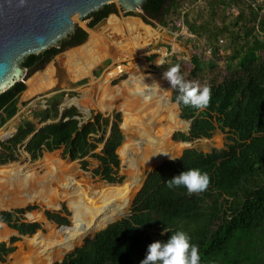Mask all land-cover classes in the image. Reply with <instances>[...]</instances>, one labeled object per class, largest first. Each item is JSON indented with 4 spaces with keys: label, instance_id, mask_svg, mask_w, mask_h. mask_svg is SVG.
<instances>
[{
    "label": "trees",
    "instance_id": "obj_1",
    "mask_svg": "<svg viewBox=\"0 0 264 264\" xmlns=\"http://www.w3.org/2000/svg\"><path fill=\"white\" fill-rule=\"evenodd\" d=\"M182 1L148 0L142 9L145 16L141 17L146 25H151L146 19L149 18L171 31L175 28L172 22L181 21L195 38V48L201 53L192 56L189 76L208 82L210 100L203 109L178 104V92L173 89L172 102L178 104L180 118L192 122L188 134H175L173 140L211 139L220 131L229 134L230 143L226 149H215L208 154L186 150L179 159L164 162L149 172L133 200L130 216L87 239L60 264H140L149 244L166 240L177 230L186 232L191 242L198 246L199 264H264V2L192 0L191 6L203 1L205 7L199 4L187 12L182 10ZM234 10L238 12L236 16L226 15L227 11ZM117 11L116 5L110 4L90 14L88 27L93 28L103 19L118 15ZM110 20L108 27L113 23ZM87 38V32L77 28L74 35L59 43V47L27 56L22 64L27 72L25 81L43 70L53 57L83 45ZM221 50L226 53L224 72L228 75L222 79L218 63ZM206 56H210L209 59L206 60ZM154 59L156 56L150 58ZM172 61L164 65V69L178 64L186 79L184 61H176L175 57ZM25 90L26 85L19 82L0 94V129L17 115L18 99ZM65 96L62 93L45 100L48 103L45 109L33 111V120L22 122L16 134L0 144V165L15 162L20 148H24L33 161L63 149V156L79 161L84 171L88 168L85 158L94 157L99 166L93 175L108 184H119L117 150L124 141L119 128L121 115L113 114L111 118L96 115L84 122L78 110L72 107L65 109L60 118L59 105ZM35 122L48 124L25 145L37 131ZM108 127L111 132L105 138ZM100 144L103 149L94 155ZM192 168L207 173L209 183L204 191L190 194L183 187L166 186L165 181ZM64 196L72 207L69 196ZM63 212L67 215L65 208ZM23 213L24 210L1 212L0 223L21 236H32L41 226L16 221V215ZM62 213L47 212L45 215L48 221L68 226L70 222ZM80 218L81 214L73 211V230L67 233V229H63L68 241H75L78 236L82 239L107 225L92 222L84 225L83 232H73ZM52 235L60 239L63 233L54 230ZM17 240L12 238L10 244ZM64 243L70 249L69 243ZM12 252L13 247L0 244V262ZM49 257L54 260L52 257L56 255Z\"/></svg>",
    "mask_w": 264,
    "mask_h": 264
},
{
    "label": "rangeland",
    "instance_id": "obj_2",
    "mask_svg": "<svg viewBox=\"0 0 264 264\" xmlns=\"http://www.w3.org/2000/svg\"><path fill=\"white\" fill-rule=\"evenodd\" d=\"M191 1H182V10L186 9L189 12L190 8L197 7L203 2L191 6ZM263 2L264 0H257L259 4ZM115 5L118 15H111L107 22L100 27L89 28L90 19L88 17L76 24L77 28L87 32V41L79 47L62 52L56 57L57 65L51 62L25 81L26 90L18 99L19 111L17 115L0 129V144L6 142L8 137H13L22 122L33 120V111L45 109L48 99L65 93L66 96L59 105L60 115L65 109L72 107L78 110L82 116L80 120L84 122L96 115L104 118H111L113 114L121 115L119 128L124 141L117 150L120 159L117 177L120 179V183L108 184L99 177H95L93 171L98 168L99 162L94 157L85 158L88 168L84 171L79 161H72L63 156V149L46 153L41 159L33 161L24 149L20 148L15 162L0 165V213H15L18 210H24L23 214L16 215L18 218L16 221L25 224L38 223L41 227L32 236L19 237L16 231L0 223V244L4 243L6 247L14 249V252L4 256V261L0 264H60L65 256L82 246L87 239H92L95 234L107 229L108 226L130 216L133 200L141 190L147 174L160 164L179 159L186 150L195 149L208 154L215 149H226L230 143L228 141L229 134L220 131H216L209 140L199 139L189 142L173 140L175 134H188L190 130L168 131V114L163 108H156L154 104H162L167 110H173V107L177 109V105L171 100L173 88L170 87L169 90L163 88L164 83L168 82L164 78L166 69L163 66L171 64L172 57H175L176 61H184L186 80L197 82L201 86H208L207 81L189 76L192 56L201 54L200 50L195 48L197 47L193 41L195 38L191 37L186 28L182 26L181 21L174 20L172 22L175 26L172 31L149 18L146 19L151 25H146L141 19L145 16L143 12H140L141 14L138 16H127L117 4ZM203 6L205 7L204 4H202ZM237 13L236 10L227 11L226 15L232 17ZM109 20H113L112 27L107 26ZM130 21L132 23H129ZM134 24H138L136 29H134ZM158 28L163 29L169 37L166 38L160 33L156 39L154 36H157L155 34L159 31ZM142 35L144 36L142 37ZM131 39L132 42L137 41L139 47L141 40H143L142 45L144 41H153L155 44L147 46L140 57L132 55L131 50L128 51L129 59L122 60L125 68L131 70V67L140 65V72L133 77H129L125 72L122 77L111 84L110 90L103 88L104 83L101 78L104 68L102 65L109 58L117 56L115 50L110 53L109 47H113V44L121 40L126 43ZM221 51L218 63L221 75H223L220 77L222 79L228 75L224 72L226 53ZM72 52L77 56H74L76 59L73 61H69L66 57ZM153 56H156V59L150 60ZM209 57L206 56V60ZM53 69L55 71L54 82L46 83V77ZM58 69L64 70L65 73L61 82L63 91L53 94L52 89L59 84ZM142 81L149 86L157 83L160 88L150 91ZM106 92H110L111 95L108 96ZM117 92H119V96H117ZM177 110L180 120V109ZM186 122L188 121L184 122L187 127ZM35 123L37 129L48 124ZM105 132V138H108L111 132L110 128L108 127ZM142 134L154 142L168 136L166 142L172 149L171 154L148 165L145 146L143 143H138V137ZM98 147L93 152L94 155L100 153L103 145L100 144ZM154 149L157 154L161 147L156 146ZM142 152L143 155L140 156ZM56 166L59 169L53 171L51 167ZM64 194L71 199L72 207ZM64 208L67 210V215L63 212ZM72 209L81 214L80 221L73 232H83L84 225L87 226L92 222L107 225L82 239L78 236V239L75 238L77 240L70 239L71 241H68V230L74 228ZM60 211L63 212L62 216H67V220L70 221L69 227L65 228L67 233L65 230L63 231L62 226L46 220L47 212ZM115 213H119L121 216ZM54 230H62L63 235L60 239L52 235ZM14 237L18 240L11 245L10 240ZM64 241L69 243L70 249ZM52 254L56 255V257H52L54 260H50L49 256Z\"/></svg>",
    "mask_w": 264,
    "mask_h": 264
},
{
    "label": "water",
    "instance_id": "obj_3",
    "mask_svg": "<svg viewBox=\"0 0 264 264\" xmlns=\"http://www.w3.org/2000/svg\"><path fill=\"white\" fill-rule=\"evenodd\" d=\"M147 1L0 0V94L16 83H25L27 72L22 69V64L27 56L37 55L52 47H59L60 42L76 33V24L81 23L90 14L104 10L107 5L117 4L125 14L132 13L133 16H138L140 12L144 13L142 9ZM107 20L108 18L103 19L95 28L104 25ZM158 30L165 37H169L163 29L158 28ZM56 57H53L51 62L57 65ZM112 62L113 60L109 58L102 67L107 68ZM63 75H65L64 70L58 69L59 84L52 89L53 94L63 91L61 90ZM176 105L179 108L178 104ZM186 123L189 131L191 121ZM41 128L25 144L30 142ZM10 137L5 141L12 138Z\"/></svg>",
    "mask_w": 264,
    "mask_h": 264
},
{
    "label": "clouds",
    "instance_id": "obj_4",
    "mask_svg": "<svg viewBox=\"0 0 264 264\" xmlns=\"http://www.w3.org/2000/svg\"><path fill=\"white\" fill-rule=\"evenodd\" d=\"M164 78L168 81L171 88L177 90L176 102L178 104L192 106L197 109L207 107L210 100V88L207 85L201 86L197 82L186 80L180 72V65L177 64L167 69L164 72ZM144 85L150 91H155L157 88H160L157 83H153L150 86ZM59 117L61 118V116ZM165 183L168 188L183 187L191 194L204 191L208 186L209 177L207 173L202 172L200 169L192 168L181 171L178 175L165 181ZM56 213H61V211ZM69 225L62 226V229L69 227ZM16 233L19 234L18 232ZM199 261L200 254L198 246L191 242V238L186 232L177 230L168 236L166 240H156L149 244L145 257L140 261V264H199Z\"/></svg>",
    "mask_w": 264,
    "mask_h": 264
},
{
    "label": "bare ground",
    "instance_id": "obj_5",
    "mask_svg": "<svg viewBox=\"0 0 264 264\" xmlns=\"http://www.w3.org/2000/svg\"><path fill=\"white\" fill-rule=\"evenodd\" d=\"M137 25L138 24H134V26H135L134 29H136ZM157 32H160L161 33L160 30L157 31ZM135 33H136V31H135ZM143 36L144 35H142V37ZM162 36H164V35L162 34ZM141 41L143 42V40H141ZM168 41L170 42V39ZM142 42H141L140 47L137 45L138 42L137 41H133L132 42V39L130 40V42H126V43H123L122 40L120 42H116L115 44H113V47L109 45L110 46L109 47L110 53H111V51L115 50L116 55H117L116 57H113V58L111 57L110 59L111 60L113 59V63L118 62V61L120 62L122 60L124 61V59H129L128 51H130V50L132 51V55L137 56V57H140V54L144 51V49L147 46H149L151 44H155V42H153V41H148V42L144 41V44L142 45ZM139 48H141V49L139 50ZM74 56H77V55H75L72 52L70 55H67L66 58L69 61H73L74 59H76V57H74ZM125 71L128 73L129 77H133V75H137L140 72V65H135V67H131V70H128L127 68H125ZM54 72L55 71H53V73ZM52 77H53V75H51V76L49 75V79H52ZM135 80H137V79H135ZM128 81H131V80H128ZM102 87L105 88V89H107V88H111V85H109V82H108V83H105V85H103ZM163 88L169 90L170 89L169 83L168 82H165L164 85H163ZM116 94L119 95L118 92ZM154 106L156 108H158V109L163 108V110L165 111V113L168 114V116H167V122L169 124L168 131H171V132L172 131H177V130H183V131H185L186 129H188V124H187V127H186V124L181 119H180L181 121L178 119V114H177L178 107H177V109L175 107H173V110H167L166 108L163 107L162 104H154ZM167 140H168V136L166 138H164V139H160L158 142H154L153 140L148 139L145 134H142L141 136L138 137V143H140V144L143 143V145L145 146L144 150L147 153L148 165H152V164H154L153 161H155V160H157V161L158 160H162V159H164V157H166L167 155H170L171 154L172 149L167 144V142H166ZM156 146H160L161 147L160 151L157 154L154 152V150H155L154 148ZM141 155H143V152H142V154H140V156ZM51 169L53 171H56L59 168L56 166V167H51Z\"/></svg>",
    "mask_w": 264,
    "mask_h": 264
},
{
    "label": "built area",
    "instance_id": "obj_6",
    "mask_svg": "<svg viewBox=\"0 0 264 264\" xmlns=\"http://www.w3.org/2000/svg\"><path fill=\"white\" fill-rule=\"evenodd\" d=\"M101 81L111 85L116 79L122 77L125 71V65L123 61L112 63L109 67L103 69ZM127 73V72H126Z\"/></svg>",
    "mask_w": 264,
    "mask_h": 264
},
{
    "label": "crops",
    "instance_id": "obj_7",
    "mask_svg": "<svg viewBox=\"0 0 264 264\" xmlns=\"http://www.w3.org/2000/svg\"><path fill=\"white\" fill-rule=\"evenodd\" d=\"M112 25H113V23L111 24V27H112ZM154 34H155V33H154ZM156 35H157L156 37H158V34H157V33H156ZM154 37H155V36H154ZM156 37H155V38H156ZM156 39H157V38H156ZM54 74H55V72L53 73V72L51 71V72L47 75V77H49V75H50V76L53 75L52 79H48L49 81L51 80V81L54 82V80H53V78H54V76H55ZM123 129H124V127H123ZM136 146H137V145H136ZM137 147H138V146H137Z\"/></svg>",
    "mask_w": 264,
    "mask_h": 264
},
{
    "label": "flooded vegetation",
    "instance_id": "obj_8",
    "mask_svg": "<svg viewBox=\"0 0 264 264\" xmlns=\"http://www.w3.org/2000/svg\"><path fill=\"white\" fill-rule=\"evenodd\" d=\"M53 71H54V69H53ZM53 71H52V72H53ZM48 79H49V77H46V80H45L46 83L49 81ZM50 81H51V80H50ZM50 87H51V86H50Z\"/></svg>",
    "mask_w": 264,
    "mask_h": 264
}]
</instances>
